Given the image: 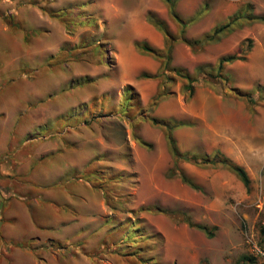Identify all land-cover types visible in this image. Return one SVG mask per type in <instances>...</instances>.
<instances>
[{"label": "rangeland", "instance_id": "obj_1", "mask_svg": "<svg viewBox=\"0 0 264 264\" xmlns=\"http://www.w3.org/2000/svg\"><path fill=\"white\" fill-rule=\"evenodd\" d=\"M172 1L0 0V264H264V0Z\"/></svg>", "mask_w": 264, "mask_h": 264}, {"label": "trees", "instance_id": "obj_2", "mask_svg": "<svg viewBox=\"0 0 264 264\" xmlns=\"http://www.w3.org/2000/svg\"><path fill=\"white\" fill-rule=\"evenodd\" d=\"M165 1L169 3V11H170V14L173 16V18H175L177 21L181 22L180 17L176 14V12L173 9V1L172 0H165ZM246 19L248 21H255V20L256 21H264V16L255 15V14H247L246 15ZM156 22L159 25L160 29L165 33V35L170 38V34L167 31L165 25L161 21H156ZM233 22H234L233 19L229 18L225 22H222L220 24H217V25L213 26L208 31V34L205 35L204 41L205 42H207V41L208 42L217 41L221 36H223L227 32H230L233 29V25H232ZM182 40L187 43V41L185 39L182 38ZM136 47L142 52L149 53V54H151L152 56H154V57H156L158 59H163V62H162V65H161L162 66L161 67L162 70H164V69L165 70H169L170 69L168 67V62H169V59H170V49H171L170 43L165 47L164 52H162V51H160V50H158V49H156L154 47H151L150 45H148L144 41L137 42L136 43ZM238 58H242V57H241V55H236V53H231V54L224 55V56H222V57H220L218 59L217 68L220 70L222 68L223 64L230 63L233 60L238 59ZM199 69L200 68L198 67V70ZM171 70L175 74H177V75H179L181 77H184L187 80V83L184 84L182 88L188 94H191V92L193 90V86H192L193 79L185 71H182V69H180V68H171ZM145 76L146 77H150V76H147V75H145ZM127 89L130 90L131 87L127 86ZM234 90L240 96H248L247 93L239 92L236 89H234ZM148 119L150 120V122L152 124L157 125V126H162L164 128L165 137H166V140L168 142V146H169L170 152H171L172 156L174 157L175 161L178 160V159H183V160L194 162V163L199 164L201 166L225 167L228 170L232 171L245 187L248 186L249 178H248L245 170L241 166H239L236 163L232 162L221 151H219L218 149H214L210 153L203 154L202 156H200L199 159L197 157H195V155H189L187 152H180L177 149V147L175 145V141H174V139L172 137V134H171V129H172V127L175 124L171 123L169 120L156 118L154 116H149ZM141 143L144 144V145H147L146 143H144L142 141H141ZM180 179L183 182H185L186 184H188L189 186H191L193 188H196V186L185 175L180 174ZM139 209L140 210H145V211L159 210L156 207H151L149 205L139 207ZM188 225L195 226L196 228L200 229L201 231H203L208 236H210L212 234L211 230L207 229L204 225L191 224L189 222H188ZM240 260H246V261H250V262L252 261V259L249 256H246V255L241 256Z\"/></svg>", "mask_w": 264, "mask_h": 264}, {"label": "crops", "instance_id": "obj_3", "mask_svg": "<svg viewBox=\"0 0 264 264\" xmlns=\"http://www.w3.org/2000/svg\"><path fill=\"white\" fill-rule=\"evenodd\" d=\"M5 191H6V189H5ZM5 191L2 190V191H1L2 193H0V203H2V202L5 200L4 198H2L3 196H4V197L8 196L7 194H6V195L4 194ZM6 200H7V199H6ZM9 201H10V200H9ZM2 239H3V238L0 237V243H1Z\"/></svg>", "mask_w": 264, "mask_h": 264}]
</instances>
